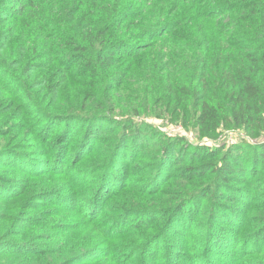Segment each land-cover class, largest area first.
<instances>
[{
    "label": "trees",
    "instance_id": "1",
    "mask_svg": "<svg viewBox=\"0 0 264 264\" xmlns=\"http://www.w3.org/2000/svg\"><path fill=\"white\" fill-rule=\"evenodd\" d=\"M154 39L169 51L163 68L142 71L161 95L150 110L251 137L189 147L194 185L184 192L168 185L184 137L130 115L146 109L110 103L131 76L122 65ZM0 70L43 144L0 149V163L23 176L0 179V222L47 200L41 210L55 214L33 221L27 240L0 231V264H264V0H0ZM80 78L92 91L77 107L79 93L65 89ZM64 90L67 109L49 108ZM154 136L139 179L130 169Z\"/></svg>",
    "mask_w": 264,
    "mask_h": 264
},
{
    "label": "rangeland",
    "instance_id": "2",
    "mask_svg": "<svg viewBox=\"0 0 264 264\" xmlns=\"http://www.w3.org/2000/svg\"><path fill=\"white\" fill-rule=\"evenodd\" d=\"M151 41H156L154 46L148 45L143 51L139 53L137 58H135L130 63L125 62L122 65V68L126 70L129 69L131 76L126 83L125 88L112 92L110 103L117 101L116 103L118 104V107L124 110L133 106L141 110L146 109V112H140L138 114L131 113L130 115L137 122L141 121V124L143 123L146 126L149 125L155 127L159 132V135L161 134L163 136H168L177 134L184 137V143L180 147V150L177 151V147L174 148V151L178 153L175 158L176 162H174V166L181 168H175L174 172L170 174V178L172 180L169 182L170 184H168L169 188L175 189L178 192H184L190 190L194 185L192 180L187 182L190 178H192V176L190 175L189 171L184 170L187 166L186 161L189 159V147L198 144H207L215 148L217 146H222L225 143L230 145L231 143H234L238 140H249L251 137L248 136V133L244 129L226 128L222 126H220L215 133H204V130H202L204 129V126L194 124L195 121L193 119H187L183 121L181 118H178L169 112L162 113L160 109L152 112L150 107L160 106L162 104L161 95L156 92L155 88L150 87L147 82L142 81L141 75L144 74L142 71L145 70L149 64L159 65L161 68H163L165 60L162 59L165 57L164 53L169 51V48L161 44L159 41L157 42L155 39ZM137 69L139 70L136 73L135 71ZM40 71L44 70L37 68L35 72L31 73V75L34 76L37 72L40 73ZM172 75H174V73H172ZM8 79L9 74L3 70H0V149H12L13 151L20 150L22 152L40 149L43 144L40 140L41 136L39 135L38 131L37 125L39 124L37 123V117L30 114L29 105L22 100V96L20 94L14 96L6 91V89H9ZM83 80V78H80L79 82L74 84L75 90H70L68 88L65 89L67 92H74L73 95L76 94L75 92L79 93L78 97L71 96L76 102L77 107L87 103L86 97L83 101L82 96H87L85 93L86 91H92V88L80 84ZM65 90L62 92L59 98L56 96L49 97L51 99L50 101H55L54 106L49 105V108L55 109L57 111H65L67 109L68 100L67 97H64L66 93ZM50 95L51 94H49V96ZM173 103L174 102H171V104ZM146 106L149 107L146 108ZM31 107L34 110V106ZM82 111L99 112L100 110L84 108ZM112 115L113 117H116L115 113ZM124 116L125 115H123V117ZM188 120L189 122H187ZM259 135L260 136H258L257 139H264V133H260ZM148 139H150V142L141 149L140 157L137 160V167L130 169V173L134 169V173L136 174V177H139V179H142L141 177L146 173V169L144 167L150 163V157H152V155L155 153L151 141L156 140L157 137L154 136ZM106 142L107 141L104 143ZM100 143L101 141L91 142V145H93L92 148L99 147ZM18 173L14 170L13 166H10L9 162L0 163V179L11 178L13 181L17 182V179L23 178V176L21 174L20 176ZM45 203L46 204L41 209H47L49 207L48 204H51L49 200H47ZM41 209L37 211L30 210L25 206H19L17 210L15 207L9 208V212H14L16 210L13 218L14 224L12 225L10 220L4 222L1 221L0 231H3L7 227L11 226L13 227L12 231L20 233L19 236H21L23 240L29 239V235L31 233H35L31 227V223L33 221L45 220L48 216H55L54 213L50 214L49 211L43 212ZM73 221L78 223L81 221V218L76 215ZM97 222L100 223L101 220L98 219ZM250 258L254 259L253 256ZM97 261L93 262L92 264H96ZM77 264L80 263L78 262Z\"/></svg>",
    "mask_w": 264,
    "mask_h": 264
}]
</instances>
